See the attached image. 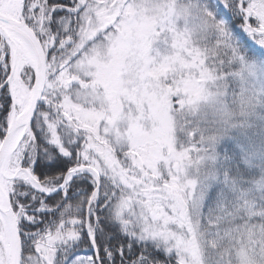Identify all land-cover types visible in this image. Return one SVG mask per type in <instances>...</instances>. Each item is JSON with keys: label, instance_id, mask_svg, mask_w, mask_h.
<instances>
[{"label": "snow or ice", "instance_id": "6c2138e0", "mask_svg": "<svg viewBox=\"0 0 264 264\" xmlns=\"http://www.w3.org/2000/svg\"><path fill=\"white\" fill-rule=\"evenodd\" d=\"M0 264H264V0H0Z\"/></svg>", "mask_w": 264, "mask_h": 264}]
</instances>
